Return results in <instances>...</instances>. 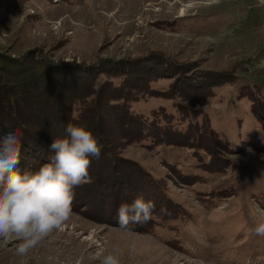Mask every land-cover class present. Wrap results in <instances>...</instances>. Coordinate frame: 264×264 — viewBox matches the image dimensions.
I'll list each match as a JSON object with an SVG mask.
<instances>
[{"label":"rangeland","instance_id":"obj_1","mask_svg":"<svg viewBox=\"0 0 264 264\" xmlns=\"http://www.w3.org/2000/svg\"><path fill=\"white\" fill-rule=\"evenodd\" d=\"M12 6L0 0V50L13 55L40 49L69 64L158 54L208 73L212 82L226 79L198 108L232 150L225 151L221 171L223 163L203 150L126 146L122 156L139 162L155 183L131 190L155 202L150 222L124 231L106 217L113 216L111 198H93L95 217L80 204L24 256L16 253L15 236L0 238V264H102L114 245L120 264H264V237L251 234L264 220V0H21ZM173 81L152 85L164 90ZM175 101L152 97L133 108L176 112ZM207 163L217 171L206 170Z\"/></svg>","mask_w":264,"mask_h":264},{"label":"trees","instance_id":"obj_2","mask_svg":"<svg viewBox=\"0 0 264 264\" xmlns=\"http://www.w3.org/2000/svg\"><path fill=\"white\" fill-rule=\"evenodd\" d=\"M20 1L4 0L5 8L11 9ZM171 76L174 81L169 88L153 87L152 83ZM209 79L208 73L193 71L184 63L158 54L142 59L99 57L93 62L64 64L40 49L20 55L0 50V137L17 133L22 141L19 170L36 171L50 161L53 153L48 146L67 135L69 123L84 124L97 137L101 153L98 159H91L87 181L75 189L73 209L86 203L81 210L94 216L90 201L110 197L108 208L113 216L108 213L106 217L117 222L119 205L137 198L131 190L155 184L139 162L122 156L126 146L166 144L190 147L196 153L203 150L223 163L221 168L216 167L223 170L225 151L232 149L198 105L213 97L215 88L226 79ZM152 97L177 100L176 112L160 107L145 113L133 108L134 102ZM263 149L264 145L259 146L260 151ZM204 166L217 171L210 163ZM88 188H93L94 194L87 193ZM221 192L225 191L213 192V197L222 196Z\"/></svg>","mask_w":264,"mask_h":264},{"label":"clouds","instance_id":"obj_3","mask_svg":"<svg viewBox=\"0 0 264 264\" xmlns=\"http://www.w3.org/2000/svg\"><path fill=\"white\" fill-rule=\"evenodd\" d=\"M64 138L53 140L50 161L36 171L18 168L22 141L17 133L0 137V238L15 236L16 253L26 255L54 230H58L73 213L75 189L89 178L92 158H99L101 146L84 124L69 123ZM153 200L138 196L117 209V226L131 232L130 225L146 224L155 210ZM252 235L264 237V220ZM102 264H120L117 246L104 256Z\"/></svg>","mask_w":264,"mask_h":264},{"label":"bare ground","instance_id":"obj_4","mask_svg":"<svg viewBox=\"0 0 264 264\" xmlns=\"http://www.w3.org/2000/svg\"><path fill=\"white\" fill-rule=\"evenodd\" d=\"M172 256V255H171Z\"/></svg>","mask_w":264,"mask_h":264}]
</instances>
